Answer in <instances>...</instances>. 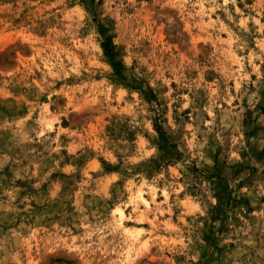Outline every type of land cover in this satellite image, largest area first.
I'll return each mask as SVG.
<instances>
[{"label":"rangeland","instance_id":"rangeland-1","mask_svg":"<svg viewBox=\"0 0 264 264\" xmlns=\"http://www.w3.org/2000/svg\"><path fill=\"white\" fill-rule=\"evenodd\" d=\"M0 264H264V0H0Z\"/></svg>","mask_w":264,"mask_h":264},{"label":"trees","instance_id":"trees-1","mask_svg":"<svg viewBox=\"0 0 264 264\" xmlns=\"http://www.w3.org/2000/svg\"><path fill=\"white\" fill-rule=\"evenodd\" d=\"M97 31L101 37V46L103 49L104 54L111 60L112 65L114 67V70L117 75L123 76L122 71L124 70L123 63L117 59V52H116V46L113 42V38L111 34L109 33V30L107 27H105L102 23L97 24ZM141 93L143 96L149 101V102H156L158 103V97L156 93L151 89H141ZM155 127L156 130L161 138V140L164 143V146L166 147H172L177 148V145L175 143H172L169 140V135L167 134L163 123H162V117L159 116L155 120ZM227 197V200L225 198ZM237 202V199H235L233 196L227 194H223L220 198V203L215 207L216 210V218H223V216H227V210Z\"/></svg>","mask_w":264,"mask_h":264}]
</instances>
